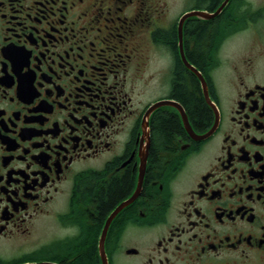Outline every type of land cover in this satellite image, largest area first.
Masks as SVG:
<instances>
[{"label": "flooded vegetation", "instance_id": "obj_1", "mask_svg": "<svg viewBox=\"0 0 264 264\" xmlns=\"http://www.w3.org/2000/svg\"><path fill=\"white\" fill-rule=\"evenodd\" d=\"M205 1L0 0V245L16 240L20 256L0 264H78L89 250L97 264H264V0ZM221 7L182 26L187 55L189 23L232 12L209 68L231 63L227 92L208 72L212 120L200 130L190 119L197 136L214 131L195 139L180 120L183 133L163 155L176 167L152 181V121L163 110L178 115L172 107L147 115L172 99L166 68L151 72L170 52L158 33L175 29L179 53L180 19ZM246 32L248 51L221 59V47ZM128 170L131 189L81 243L98 218L100 184L91 195L87 178ZM157 186L159 215L162 203L147 196ZM132 199L102 242L108 219Z\"/></svg>", "mask_w": 264, "mask_h": 264}, {"label": "trees", "instance_id": "obj_2", "mask_svg": "<svg viewBox=\"0 0 264 264\" xmlns=\"http://www.w3.org/2000/svg\"><path fill=\"white\" fill-rule=\"evenodd\" d=\"M219 1L220 0H206L205 2L210 4V6H214ZM233 25L232 12L227 9L224 14L217 19L209 22L196 20L186 26L185 40L188 60L206 74V76L209 72V68L214 63L213 53L219 39ZM158 35H160L158 38L167 44L173 57V68L171 71L172 85L170 92L172 99L177 100L184 107L197 129L201 130L206 128L212 120V114L200 90L197 77L183 65L179 57L176 30L172 29L166 32L159 31ZM152 131V168L149 170L148 175L149 179H152V181H160V183H163L173 173L176 167V163L164 160V154L175 147L173 145V133H183L179 115L165 110L156 113L152 121ZM96 184H100L98 186L99 198L96 204L98 218L94 219L91 224L85 226V234L81 241V243L88 246L94 237V229H92V226L98 225L109 209L127 195L133 185V175L131 171L128 170L123 176L116 175L110 181H104L103 178L97 174H92L87 178V182L85 183L91 195L95 192L94 185ZM163 195L164 193L161 194L158 192V186L155 189L150 188L147 190V196L158 197L162 203L156 215H159L164 206L165 200ZM75 248V246L73 248H63L57 254L59 257L64 258L69 253L76 250ZM92 254V250H89L86 257L79 261L78 264H97Z\"/></svg>", "mask_w": 264, "mask_h": 264}, {"label": "rangeland", "instance_id": "obj_3", "mask_svg": "<svg viewBox=\"0 0 264 264\" xmlns=\"http://www.w3.org/2000/svg\"><path fill=\"white\" fill-rule=\"evenodd\" d=\"M240 37L241 38H239V37L232 38L231 40H235V41H231V42L229 41L228 44L226 43L221 47V50H220V54L222 52V54L220 56L221 59H225L227 57H230L232 59L233 58L238 59L243 51H244L243 53L248 51V49L246 48V45L248 46L252 43L251 33L246 32L245 34L240 35ZM171 58L172 57H171V54L169 52L166 54V57L164 59L163 58L162 59L161 58H158V59L154 58L152 60V64H154V65L151 66V72L157 71L159 66H161V69H162V70H158L159 72L164 71L163 70L164 67L166 68L167 72H169L170 67H171ZM234 61H237V60H234ZM222 62H223L222 66L220 68H218L215 72L214 71L211 72V74L213 75V77L214 76L216 77L217 83L219 84L221 90H223L224 92H227L224 78L227 75L228 70L230 69L231 63H229L228 60H226L225 62L224 61H222ZM227 63H229V64H227ZM169 82H170V77H169ZM199 87L201 90L200 84H199ZM150 90H151L150 92L153 94L154 91L152 89H150ZM152 96H155V95H151V97ZM44 228H45V226L43 224H40V225L37 224V226H36V229L42 230ZM15 241L16 240H13L12 243H7L6 241H2V244L0 245V256L2 257L3 260L10 261L12 259L10 257H15V258L20 257L19 255L14 254V253L19 251V250L15 249L17 247V245L19 244V242L15 243ZM24 250H26V252H29L30 247L26 246L24 248ZM28 260H31V259H28Z\"/></svg>", "mask_w": 264, "mask_h": 264}, {"label": "water", "instance_id": "obj_4", "mask_svg": "<svg viewBox=\"0 0 264 264\" xmlns=\"http://www.w3.org/2000/svg\"><path fill=\"white\" fill-rule=\"evenodd\" d=\"M223 8V7H222ZM221 8V9H222ZM221 9L219 11H221ZM219 11L215 14H210V13H205V12H193L191 14H188L186 15L180 22V26H179V46H180V55H181V59L184 63V65L187 67L188 70H190L191 73H193L195 76L198 77L199 81L201 82V85H202V88H203V93H204V96H205V99L207 101V103L211 106H213L210 98H209V93H208V85H207V82L205 80V78L203 77V75L200 73V71L194 67L186 58L185 54H184V51H183V38H182V25H183V21L186 17H189V16H197L199 18H205V19H210V18H213L215 15H217L219 13ZM163 106H171V107H174L176 108L179 113L181 114V117H182V120H183V123H184V126L185 128L188 130V132L190 133V135H192L195 139H205L207 138L209 135H211L214 131V129L210 130L207 134L203 135V136H196L191 128V125L189 123V120H188V117L186 115V112L184 110V108L182 107V105L174 100H165V101H161V102H158L156 103L155 105H153V107H151L148 112H147V115H149L150 113H152L154 110L160 108V107H163ZM133 201L130 200V201H127L126 203L122 204L112 215L111 217L108 219L107 221V224H106V227L104 229V232H103V236H102V242L105 240V236H106V231H107V227L109 226V224L111 223V221L114 219V217L125 207L127 206L128 204H130L131 202ZM47 264H50V263H47Z\"/></svg>", "mask_w": 264, "mask_h": 264}]
</instances>
